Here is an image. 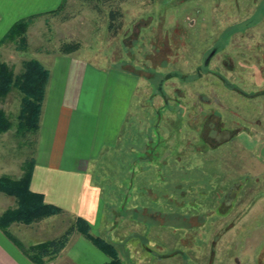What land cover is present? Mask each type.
Here are the masks:
<instances>
[{
  "label": "rangeland",
  "instance_id": "374dc122",
  "mask_svg": "<svg viewBox=\"0 0 264 264\" xmlns=\"http://www.w3.org/2000/svg\"><path fill=\"white\" fill-rule=\"evenodd\" d=\"M81 2L68 1L56 13L65 15V22L32 18L25 48L5 41L0 61L18 74L30 58L43 62L77 52L99 68L93 90L97 87L100 98L112 87L120 97L131 94L120 147L125 144L132 161L108 166L107 158H100L93 165L104 201L100 223L89 231L115 244L122 264H203L210 248V264H235L233 256L241 264H260L264 176L241 145L264 154L262 130L251 122L254 114L264 115V0ZM108 10L117 13L113 30ZM67 29L73 36L57 35ZM67 44L77 48L60 53ZM20 95L13 89L0 100L13 132ZM35 135L14 132L13 157L24 158L22 166L31 158ZM162 150L161 164L154 162ZM124 175L130 182L118 192ZM202 212L206 222L197 228ZM238 216L234 227L220 230ZM71 223L64 215L47 226ZM53 231L46 230L52 236Z\"/></svg>",
  "mask_w": 264,
  "mask_h": 264
},
{
  "label": "crops",
  "instance_id": "0c3cea01",
  "mask_svg": "<svg viewBox=\"0 0 264 264\" xmlns=\"http://www.w3.org/2000/svg\"><path fill=\"white\" fill-rule=\"evenodd\" d=\"M68 1L81 2V0H0V40L16 21L27 19L29 16H34V23L41 19L44 23H48V21H57V24L65 22L66 16L59 14L63 12ZM53 14L56 17L53 18ZM48 18L50 19L47 20ZM34 26L35 24L29 25L28 37L33 33L31 29ZM59 30H62L61 27L57 28V31ZM69 30L67 29L65 35L60 32L57 35L70 37L72 34L73 36ZM38 36L49 37V34ZM2 48L3 45L0 46V52ZM75 54H57L53 58H46L43 62L39 61L42 66L48 69L49 76L46 89H44V100L41 103L42 109L39 115V127L35 135L36 140H34L36 145L30 155L34 161L32 177L29 181L30 190L43 195L45 203L62 209V213L40 219L31 225L11 223L7 231L8 234L15 237L24 247L60 236L65 230L63 225H49L48 227L47 224L51 220L57 221L64 215L71 219L70 226L75 221V217L79 216L90 222V229L96 227L100 223L99 215L101 204L104 201V193L101 191L103 187L100 186L98 180H95L92 173L93 165L99 163L100 158H107L108 166L123 167L125 163L132 161L129 159L131 153L124 149L125 144L120 147V142L125 137L123 127L128 117L127 114H129L127 112L130 108L131 94L128 97H120L119 90L112 87L110 94L109 91L108 95L104 94L100 98L97 87L96 91L93 90L97 85L99 68L90 64L86 59L78 58ZM254 116L255 120L251 119V122H254L258 130L259 128L262 130L261 135H264V121H262L263 118L261 119L264 115L256 113ZM243 130L247 131L248 129L243 127ZM243 130L240 129L237 132L240 134L243 133ZM257 135L260 136V134ZM13 136L14 132L10 128L0 134V176L11 177L15 180L22 175L21 166L25 159L13 157ZM241 146L251 153L250 160H255L256 165L262 167L263 171L260 173L264 176V154L259 155L255 147ZM138 148L137 150H143L139 146ZM160 152L154 161L159 160V164H161L162 157L165 156V151ZM125 154L127 155L125 156ZM172 155L170 152L166 157L170 156L171 158ZM144 159L143 157L141 160ZM123 172L124 170H122ZM120 179L122 181L118 188L115 185L118 192L126 188L127 181L130 182L127 175L121 176ZM134 190L136 189L134 188ZM118 197L121 196L118 194ZM253 201L255 202V199ZM16 205L14 196H6L0 192V215L13 209ZM104 205L112 206L113 204L105 203ZM107 212L109 213V209ZM202 214L204 219L196 224L197 228L204 227L203 224L206 222L205 213L202 212ZM241 215L243 213L240 214V217ZM191 216L195 218L196 215ZM240 217L238 216L225 228L219 226L220 230L227 231L229 227H234ZM101 225H103L102 222ZM192 227L195 228L194 225ZM49 229L54 230L53 236L47 233L49 231L46 232ZM1 230L0 228V264H36ZM222 236L216 239V244ZM45 238L46 240H42ZM182 242L185 243L183 240ZM211 242L209 241V247H211ZM190 245L191 243H188V247ZM210 249L207 250L208 255L204 254L207 259L203 260V264L204 261L205 264H210ZM233 258L235 264H241L237 257L233 256ZM257 261L264 264V246L257 254ZM107 262L108 257L98 250L90 239L84 237L79 231H75L62 252L45 264H105Z\"/></svg>",
  "mask_w": 264,
  "mask_h": 264
},
{
  "label": "trees",
  "instance_id": "16d2710c",
  "mask_svg": "<svg viewBox=\"0 0 264 264\" xmlns=\"http://www.w3.org/2000/svg\"><path fill=\"white\" fill-rule=\"evenodd\" d=\"M108 29L113 30L112 25L117 13L108 10ZM34 16H29L27 19L18 20L0 40V46L5 41L18 42L25 48V34L27 26ZM116 30V29H114ZM77 45L67 44L62 45L60 53L66 54L71 49H76ZM21 70L18 74L7 63L0 61V100L6 98L10 90H16L21 94L19 102V112L15 117L17 123L14 132L17 135L27 136L28 134H36L39 127V115L41 114L44 100V89H46L47 78L49 71L42 67L40 62L35 58L22 61ZM13 126L12 121L7 117L4 110L0 108V134L5 133ZM34 161L32 158L26 160L22 166L23 174L21 178L14 180L11 177L0 176V192L6 196H14L16 199V207L7 210L0 215V228L11 240H13L17 247H19L27 257L36 264H45L51 260L52 257L60 254L66 243L70 240L71 235L75 231H79L103 254L108 257V262L105 264H122L118 255V249L115 244L108 242L104 237L94 236L90 231V222L79 216L75 217L73 224L65 228L63 233L58 237H53L47 242H40L34 246H21L15 237L8 234V228L11 223L19 224H33L40 219L48 218L62 213V209L53 206L50 203L44 202L43 195L40 193H33L30 190V179L32 177Z\"/></svg>",
  "mask_w": 264,
  "mask_h": 264
},
{
  "label": "flooded vegetation",
  "instance_id": "af4514ba",
  "mask_svg": "<svg viewBox=\"0 0 264 264\" xmlns=\"http://www.w3.org/2000/svg\"><path fill=\"white\" fill-rule=\"evenodd\" d=\"M237 131V130H236Z\"/></svg>",
  "mask_w": 264,
  "mask_h": 264
}]
</instances>
